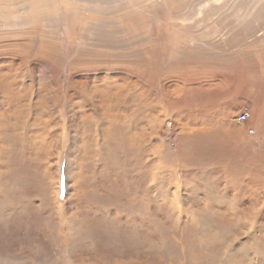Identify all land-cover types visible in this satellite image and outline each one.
Returning <instances> with one entry per match:
<instances>
[{
    "label": "rangeland",
    "instance_id": "374dc122",
    "mask_svg": "<svg viewBox=\"0 0 264 264\" xmlns=\"http://www.w3.org/2000/svg\"><path fill=\"white\" fill-rule=\"evenodd\" d=\"M0 264H264V0H0Z\"/></svg>",
    "mask_w": 264,
    "mask_h": 264
},
{
    "label": "built area",
    "instance_id": "2783aa9c",
    "mask_svg": "<svg viewBox=\"0 0 264 264\" xmlns=\"http://www.w3.org/2000/svg\"><path fill=\"white\" fill-rule=\"evenodd\" d=\"M248 119H249V115H248V113H246V112L241 113V114H239V116H238V122H239V123H245Z\"/></svg>",
    "mask_w": 264,
    "mask_h": 264
},
{
    "label": "bare ground",
    "instance_id": "6f19581e",
    "mask_svg": "<svg viewBox=\"0 0 264 264\" xmlns=\"http://www.w3.org/2000/svg\"><path fill=\"white\" fill-rule=\"evenodd\" d=\"M238 124H241V125H243L244 123H238Z\"/></svg>",
    "mask_w": 264,
    "mask_h": 264
}]
</instances>
